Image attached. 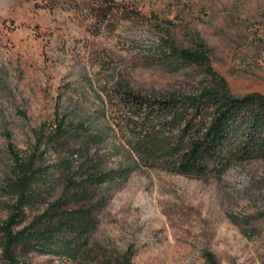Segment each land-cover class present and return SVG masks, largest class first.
Masks as SVG:
<instances>
[{
  "label": "rangeland",
  "instance_id": "rangeland-1",
  "mask_svg": "<svg viewBox=\"0 0 264 264\" xmlns=\"http://www.w3.org/2000/svg\"><path fill=\"white\" fill-rule=\"evenodd\" d=\"M199 52L189 60L180 52ZM222 79L264 96V0H0V222L7 143L80 181L105 180L87 254L27 264H264V161L200 179L145 166L128 145L124 93L160 99ZM65 121L66 142L47 147ZM36 206L29 219L43 211ZM0 264H4L0 250Z\"/></svg>",
  "mask_w": 264,
  "mask_h": 264
},
{
  "label": "trees",
  "instance_id": "trees-1",
  "mask_svg": "<svg viewBox=\"0 0 264 264\" xmlns=\"http://www.w3.org/2000/svg\"><path fill=\"white\" fill-rule=\"evenodd\" d=\"M189 60H201L199 52H180ZM194 92L150 99L124 93L123 126L128 145L138 159L177 175L219 179L229 166L264 161V96H233L222 79ZM42 139L48 146L66 142L65 121ZM12 162L3 192L10 198L8 216L0 222V250L4 264H27L21 257L31 253L72 260L87 254L89 237L96 230L103 205L92 203L105 183L98 171L77 181L68 169L70 152L55 170L39 164L35 156L23 158L7 143ZM44 209L30 219L28 211ZM209 264H215L207 256ZM105 264H113L107 262ZM116 264H129L124 255Z\"/></svg>",
  "mask_w": 264,
  "mask_h": 264
}]
</instances>
